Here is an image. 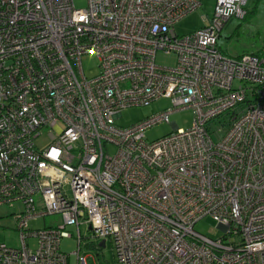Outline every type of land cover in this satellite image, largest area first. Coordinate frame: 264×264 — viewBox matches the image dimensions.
Here are the masks:
<instances>
[{
    "label": "built area",
    "instance_id": "1",
    "mask_svg": "<svg viewBox=\"0 0 264 264\" xmlns=\"http://www.w3.org/2000/svg\"><path fill=\"white\" fill-rule=\"evenodd\" d=\"M85 1L0 0V206L17 205L20 241L0 242V264H87L81 224L117 264H264V50L227 57L216 45L247 0H215L184 34L175 25L202 0ZM162 96L171 107L115 124ZM184 109L193 121L179 128L170 115ZM223 114L214 140L207 125ZM163 122L175 131L147 141ZM50 214L61 223L29 227ZM206 216L216 240L193 229Z\"/></svg>",
    "mask_w": 264,
    "mask_h": 264
},
{
    "label": "rangeland",
    "instance_id": "2",
    "mask_svg": "<svg viewBox=\"0 0 264 264\" xmlns=\"http://www.w3.org/2000/svg\"><path fill=\"white\" fill-rule=\"evenodd\" d=\"M75 6L85 7V0H72ZM215 0H202V5L197 8L192 14L185 19H182L175 25L177 34H184L194 31L203 26L201 16L205 15L206 18H211ZM246 15L243 19L231 18L222 30L217 38L218 49L227 57H235L245 53H257L264 50V0H247L245 5ZM156 62L160 65L170 66L174 63V55H165L161 52L156 55ZM97 60L92 55L82 58V67L85 75L90 76L97 71ZM237 81L234 82L236 84ZM171 107V102L168 96H162L157 100L152 101L148 105L134 106L122 109L121 115L114 122L117 126L127 127L131 124L137 123L139 120H143L155 113H158L166 108ZM226 114L214 119L208 123L209 131L212 133L213 129L220 127L226 118ZM193 113L190 109L179 110L173 112L170 115V121L174 122L179 128H188L193 121ZM175 131L172 124L158 123L151 126L144 132V137L147 141L156 140L168 133ZM214 140L218 139V136L212 133ZM38 144L46 142L44 138L37 140ZM110 153L114 152L112 145L108 146ZM18 211L17 205L8 206L7 204L0 206V242L5 243L11 247H18L19 231L16 228V221L13 218V213ZM61 218L58 214L46 215L44 218H38L31 220L28 224L32 229L41 227H56L61 223ZM80 234H82V245L80 254L86 255L87 264H117L114 257L111 245L107 242L105 247L96 249L95 246L98 243L93 239L87 238L89 236L87 226L81 224L79 226ZM197 232L207 236L209 238H218L222 232L216 228V222L210 217L206 216L199 220L194 228ZM67 230L73 235L72 237L62 238L60 242V249L69 254L77 249L76 244V229L74 227H67ZM86 237V238H84ZM75 255L70 254L69 261L74 263Z\"/></svg>",
    "mask_w": 264,
    "mask_h": 264
},
{
    "label": "crops",
    "instance_id": "3",
    "mask_svg": "<svg viewBox=\"0 0 264 264\" xmlns=\"http://www.w3.org/2000/svg\"><path fill=\"white\" fill-rule=\"evenodd\" d=\"M193 13V12H192ZM192 13H190V14H192ZM190 14H188L186 17H188ZM186 17H184L183 19H185ZM181 21V20H180ZM179 22V21H178Z\"/></svg>",
    "mask_w": 264,
    "mask_h": 264
},
{
    "label": "water",
    "instance_id": "4",
    "mask_svg": "<svg viewBox=\"0 0 264 264\" xmlns=\"http://www.w3.org/2000/svg\"><path fill=\"white\" fill-rule=\"evenodd\" d=\"M102 244H104V241H101L99 245H102Z\"/></svg>",
    "mask_w": 264,
    "mask_h": 264
}]
</instances>
